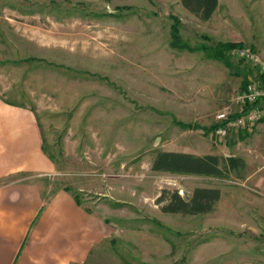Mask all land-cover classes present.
Returning <instances> with one entry per match:
<instances>
[{"label":"rangeland","instance_id":"1","mask_svg":"<svg viewBox=\"0 0 264 264\" xmlns=\"http://www.w3.org/2000/svg\"><path fill=\"white\" fill-rule=\"evenodd\" d=\"M175 19L193 47L224 39L180 0H0V100L33 113L54 166L32 178L47 197L68 188L108 229L84 264H264L263 141L235 145L175 123H217L241 80L201 51L172 48ZM252 25L259 43L264 24ZM241 65L234 72L251 66ZM159 152L247 166L155 172ZM198 188L220 190L212 213L163 212L174 192L188 201Z\"/></svg>","mask_w":264,"mask_h":264},{"label":"crops","instance_id":"2","mask_svg":"<svg viewBox=\"0 0 264 264\" xmlns=\"http://www.w3.org/2000/svg\"><path fill=\"white\" fill-rule=\"evenodd\" d=\"M211 20L224 38L218 42L249 45L264 59V35L257 43L260 36L248 33L252 24H264V0H218L207 22ZM246 69L253 76L259 74L258 68ZM240 73L241 77H233L242 84L247 72ZM257 107L260 119L242 131L245 139L239 142L254 146L261 140L263 145L257 149L264 154V99ZM240 133L231 134L235 145ZM53 171L33 113L0 100V181L29 175L0 183V264H84L107 238L105 225L71 191L58 189L46 201L43 188L32 177Z\"/></svg>","mask_w":264,"mask_h":264},{"label":"trees","instance_id":"3","mask_svg":"<svg viewBox=\"0 0 264 264\" xmlns=\"http://www.w3.org/2000/svg\"><path fill=\"white\" fill-rule=\"evenodd\" d=\"M183 6L191 11L193 15L200 18L203 21L209 20L218 4V0H181ZM127 9V8H124ZM180 21L175 19L174 24L171 27V47L180 51L197 52L201 51L206 55L208 60L218 61L225 65L232 76L241 77L240 72H234L233 69H239L242 66L241 63H234V59L230 56L231 52L235 49H241L247 47L241 43L231 42H217L212 45L202 44L200 47H193L188 42H185L181 36ZM202 38L205 41H211V38L203 35ZM253 51L256 52L252 47ZM245 64V63H244ZM247 74L244 76V80L241 84V91L245 92L251 86H257L264 89V76L260 73L257 76H253V72L249 69L246 70ZM264 99V98H263ZM262 100V99H261ZM259 100L257 104L261 101ZM7 103V102H5ZM10 104V103H7ZM256 104V106H257ZM13 105V104H10ZM23 107L24 106H17ZM250 107L244 108L242 112L236 113L232 118H237L250 111ZM262 121V120H260ZM177 126H180L188 130H202L205 134H213L217 128L222 124L214 123L210 127H203L199 124H188L182 122H175ZM242 131L239 134L238 142L245 139L242 135ZM234 134V133H232ZM246 168V163L242 158L228 157L223 158L215 155L196 156L193 154L177 153V152H159L153 162V171L155 172H168L173 174H188V175H201L208 177H221L225 173L240 172ZM60 189V188H59ZM65 191H70L68 188H63ZM167 191H163L158 202L166 200ZM46 198V197H45ZM221 198V192L218 189L198 188L193 192L190 200L183 199L178 192H174L165 206L162 207L163 212L166 213H182L187 215H202L209 214L214 211L216 203ZM49 197L46 198V201Z\"/></svg>","mask_w":264,"mask_h":264},{"label":"built area","instance_id":"4","mask_svg":"<svg viewBox=\"0 0 264 264\" xmlns=\"http://www.w3.org/2000/svg\"><path fill=\"white\" fill-rule=\"evenodd\" d=\"M231 56L238 62H244L259 69L260 73L264 76V59L258 52L253 51L250 47L235 49L231 52ZM264 98V89L257 86H251L247 91L240 93L235 98L234 105L224 109L216 116L217 123L222 124L215 130L214 137L224 140L232 133L239 132L257 123L260 119L262 112L256 106L257 102ZM233 106L238 107L240 110L250 107V111L240 117L232 118L235 114Z\"/></svg>","mask_w":264,"mask_h":264}]
</instances>
